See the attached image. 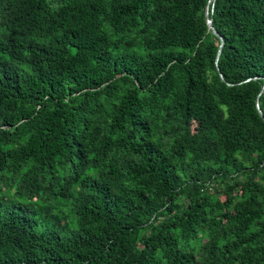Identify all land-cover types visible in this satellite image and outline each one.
<instances>
[{"label": "trees", "instance_id": "16d2710c", "mask_svg": "<svg viewBox=\"0 0 264 264\" xmlns=\"http://www.w3.org/2000/svg\"><path fill=\"white\" fill-rule=\"evenodd\" d=\"M208 2L0 0V264H264V0L224 81Z\"/></svg>", "mask_w": 264, "mask_h": 264}, {"label": "water", "instance_id": "95a60500", "mask_svg": "<svg viewBox=\"0 0 264 264\" xmlns=\"http://www.w3.org/2000/svg\"><path fill=\"white\" fill-rule=\"evenodd\" d=\"M213 1H215V0H209V2L207 3V6L205 8V20H206L208 31H211L213 35H215L216 37H218L220 39L219 49L217 51L216 58H215V66H216V70L219 74V77L221 78L222 81H224L223 76L221 75V72H220L219 67H218V59H219L221 48L224 44V41H223V37L217 33V31L215 30V28L213 26V21L211 18V13L213 12V5L211 7V10H209V4ZM262 90H264V87ZM257 107H258V104H257ZM258 113L262 117V120L264 122V117H263L262 112L260 111L259 107H258Z\"/></svg>", "mask_w": 264, "mask_h": 264}, {"label": "rangeland", "instance_id": "374dc122", "mask_svg": "<svg viewBox=\"0 0 264 264\" xmlns=\"http://www.w3.org/2000/svg\"><path fill=\"white\" fill-rule=\"evenodd\" d=\"M223 199V198H222Z\"/></svg>", "mask_w": 264, "mask_h": 264}]
</instances>
